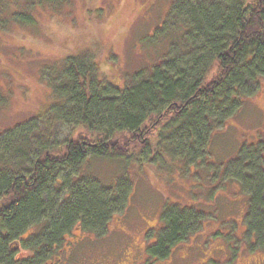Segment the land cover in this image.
<instances>
[{
	"label": "trees",
	"instance_id": "obj_1",
	"mask_svg": "<svg viewBox=\"0 0 264 264\" xmlns=\"http://www.w3.org/2000/svg\"><path fill=\"white\" fill-rule=\"evenodd\" d=\"M65 1L37 5L63 7ZM5 3L0 0V6ZM30 25H36L35 16L18 12L2 30ZM151 40L168 42V57L149 73L136 72L122 90L99 74L92 56L41 68L39 79L53 94V105L0 132V264H41L75 227L106 232L121 211L122 190L116 183L104 189L82 175L87 159L128 164L126 158H145L156 142L157 164L162 154L183 166L193 163L208 134L241 111L252 86L259 88L264 0H173ZM65 128L70 131L60 139ZM259 149L238 150L228 172L247 196L244 224L262 239L264 170L258 162L264 144ZM170 209L162 210V233L152 252L160 257L202 229L203 212ZM33 227L39 230L33 233ZM16 242L32 251L33 259L18 263L11 250Z\"/></svg>",
	"mask_w": 264,
	"mask_h": 264
},
{
	"label": "rangeland",
	"instance_id": "obj_2",
	"mask_svg": "<svg viewBox=\"0 0 264 264\" xmlns=\"http://www.w3.org/2000/svg\"><path fill=\"white\" fill-rule=\"evenodd\" d=\"M5 1L0 6V102L3 104L0 132L37 118L53 105V94L39 79L44 66L61 63L67 57L92 56L99 74L122 90L136 72L149 73L168 57V42H154L151 36L163 23L173 0H66L63 7L37 5L38 0ZM18 12L35 16L36 25L2 30ZM258 87L256 92V87H251L249 92H253L245 98L242 112L227 126L226 135L212 138L211 153L207 155H211V161L207 162L211 169L191 161L183 166L164 154L157 157L160 161L157 164L152 159L157 144L152 141L145 158H126L128 164L89 158L82 164L80 173L107 190L113 189L115 183L116 188L119 186L122 194L118 192L117 209L121 210L118 220L134 231H142L146 222L155 226L152 229L159 228L156 217L164 208L185 207L203 212L204 230L194 240L198 249L196 260L207 258L216 246L230 257L252 240L239 235L248 200L247 196L246 199L244 195L237 196L240 192L233 181H223L228 167L225 160L237 150L240 139L255 137L252 131L261 125L264 76L259 79ZM69 131L62 129L60 139ZM127 152L134 155L130 150ZM212 169L220 180L216 181L214 175L207 184L205 175ZM116 221H111L110 227ZM38 230L39 227L31 228L33 233ZM115 236L101 243L121 242ZM178 251L174 253L175 259L189 253L192 258L196 252ZM218 253L215 258L221 256Z\"/></svg>",
	"mask_w": 264,
	"mask_h": 264
},
{
	"label": "flooded vegetation",
	"instance_id": "obj_3",
	"mask_svg": "<svg viewBox=\"0 0 264 264\" xmlns=\"http://www.w3.org/2000/svg\"><path fill=\"white\" fill-rule=\"evenodd\" d=\"M261 110L263 112L261 125L252 131V133L256 134L255 137H250L246 140L240 139V145L237 150L232 153L231 157H228L225 160V163H228V167H226L225 172L226 179L222 180L224 182L231 180L235 183L237 186V192H240L237 194L238 197L239 195H242L243 197L240 189V181L235 174L232 173L230 175L228 168H230L231 161H234L237 157L239 153L238 150H260L259 146L264 144V110ZM240 112L237 114H240ZM230 123H232V120L229 121L226 119L219 128L217 127L219 130L216 129L214 132H210L208 134L204 148L197 153L198 155L194 159V165L208 166L207 162L211 161L209 159L211 155H207L211 153V147L213 146L212 138L216 135L225 136L228 131L226 130L227 126L230 125ZM245 134L249 135L250 132ZM258 163L259 167L264 170V154L259 155ZM214 169L216 171V168ZM214 169L209 172L207 171L205 175V178H207V184L209 180L214 178V175L216 177V181L220 180L218 174L214 173ZM212 191H214V189ZM161 213L162 212H160V216ZM246 213L247 212H245V214ZM245 214L241 220V223L243 224ZM118 219L121 220L120 212L114 215L111 219V221L117 220L114 222L115 225L110 227L111 221H109L106 232L102 235H99L95 231L84 230L80 227L73 228L63 237V243L60 246H57L56 248L53 246L50 252L51 256L49 255L47 260L41 264H264V237L261 239L258 238L255 233L249 232L246 224L242 225L240 223L241 228L239 235L241 238L245 237V239H251L252 243L246 244L243 249L237 253H234L230 257L228 254H226L227 252L216 246L212 248L207 258L196 260L197 258H195V256H197L198 249L196 248L197 244L194 242V240L201 231L194 233L184 241L170 245L168 248H166V254L160 257L158 255L152 254V252L159 245L158 235L162 233L161 222L159 223V228L152 229V227L155 226H149V223H146L145 231L143 230L145 228L141 229L142 231H134L132 227L130 229L128 226H124L122 223L120 224L121 221ZM159 221L160 217L158 218V222ZM202 228H204L203 224ZM114 234L117 235V237L115 236L116 239L121 240V242L108 243V245L101 243L102 241L108 240L111 237L114 238ZM23 237H27V234H25ZM193 243L195 244L193 245ZM13 247L14 248L11 250L18 263L33 259L34 253L30 250L24 249L22 247V243H20L19 246ZM192 249L196 251L192 258L189 256L190 253L185 257H180L178 259L174 258V253L178 250H187L189 252L192 251ZM218 252H221V256H219V258H215L214 256H217L219 254Z\"/></svg>",
	"mask_w": 264,
	"mask_h": 264
}]
</instances>
